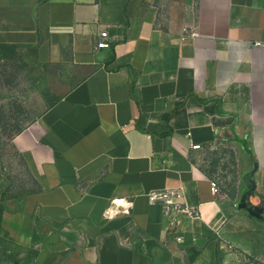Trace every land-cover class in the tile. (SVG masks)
<instances>
[{"label": "crops", "instance_id": "crops-1", "mask_svg": "<svg viewBox=\"0 0 264 264\" xmlns=\"http://www.w3.org/2000/svg\"><path fill=\"white\" fill-rule=\"evenodd\" d=\"M21 61L63 92L14 137L38 188L3 210L0 264H264V0H0ZM222 143L234 193L201 162Z\"/></svg>", "mask_w": 264, "mask_h": 264}, {"label": "rangeland", "instance_id": "rangeland-1", "mask_svg": "<svg viewBox=\"0 0 264 264\" xmlns=\"http://www.w3.org/2000/svg\"><path fill=\"white\" fill-rule=\"evenodd\" d=\"M56 70L23 61L0 63V222L7 205L38 188L28 158L13 140L63 92L54 82ZM234 151L232 143L207 147L201 160L221 191L228 193L237 192L241 173Z\"/></svg>", "mask_w": 264, "mask_h": 264}, {"label": "built area", "instance_id": "built-area-1", "mask_svg": "<svg viewBox=\"0 0 264 264\" xmlns=\"http://www.w3.org/2000/svg\"><path fill=\"white\" fill-rule=\"evenodd\" d=\"M109 35L110 34L108 30L101 31L99 39L97 41V47L108 48L112 46L111 40L109 39ZM193 148L201 149L202 145L193 144ZM211 187L214 192H218L220 190L219 183L215 179L211 181ZM150 196L153 201H158L163 205L165 214L173 221L179 222L178 216L180 213H184L190 216L198 214L195 208L189 207V205L185 201L184 194L181 192L171 189H164L161 191H154L151 193Z\"/></svg>", "mask_w": 264, "mask_h": 264}, {"label": "trees", "instance_id": "trees-1", "mask_svg": "<svg viewBox=\"0 0 264 264\" xmlns=\"http://www.w3.org/2000/svg\"><path fill=\"white\" fill-rule=\"evenodd\" d=\"M217 162H215L214 164L216 165Z\"/></svg>", "mask_w": 264, "mask_h": 264}]
</instances>
